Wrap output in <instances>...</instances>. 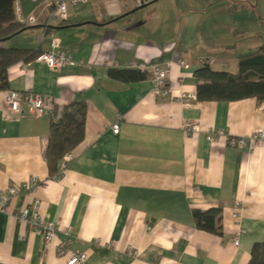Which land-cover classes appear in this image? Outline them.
Instances as JSON below:
<instances>
[{"label":"crops","instance_id":"0c3cea01","mask_svg":"<svg viewBox=\"0 0 264 264\" xmlns=\"http://www.w3.org/2000/svg\"><path fill=\"white\" fill-rule=\"evenodd\" d=\"M49 1L15 0L25 27L1 43L42 52L57 38L75 63L50 68L36 57L7 69V90L39 94L50 111L12 110L0 90V193L31 177L40 183L0 211V264H65L76 250L84 264H246L251 245L264 241V140L249 149L250 134L264 129V99L197 100L193 70L204 60L234 72L238 54L264 46V0H224L234 8L228 20L223 0H88L47 23ZM138 63L168 72L166 97L153 92L150 72L135 81L108 74ZM73 101L86 105L84 135L49 177L51 112ZM185 122L196 130L186 133ZM35 200L58 227L46 248L17 217ZM216 207L221 234L196 228L191 210Z\"/></svg>","mask_w":264,"mask_h":264},{"label":"trees","instance_id":"16d2710c","mask_svg":"<svg viewBox=\"0 0 264 264\" xmlns=\"http://www.w3.org/2000/svg\"><path fill=\"white\" fill-rule=\"evenodd\" d=\"M15 0H0V90L8 89L7 69L16 62H28L38 57V49L2 45L6 37L25 26L17 20ZM236 71L213 68L203 63L193 70L197 100H237L247 97L264 99V46L237 55ZM110 77L121 81H135L145 77V72L130 68H109ZM86 105L73 101L59 112L53 110L49 123L47 145L44 150L48 176L60 175L59 162L64 154L71 153L84 135ZM194 225L211 233L221 234L220 208L201 210L193 208ZM246 264H264V241L251 245Z\"/></svg>","mask_w":264,"mask_h":264},{"label":"built area","instance_id":"2783aa9c","mask_svg":"<svg viewBox=\"0 0 264 264\" xmlns=\"http://www.w3.org/2000/svg\"><path fill=\"white\" fill-rule=\"evenodd\" d=\"M88 0H50L48 2V13H47V23L50 21H62L68 16V5H75L79 3L86 2ZM136 4H140L143 0H134ZM31 21V20H29ZM38 58L45 61V63L50 68H57L62 65H73L75 60L69 53H66L61 49L59 40L53 38L51 40V49L42 51ZM203 63L206 62L201 60ZM211 62V60H209ZM182 65L186 66L183 61L180 62ZM135 68L142 72H150L153 82V92L161 97H166L168 95V87L166 84V79L168 72L164 70L160 65L155 63H138L134 64ZM6 105L12 110H21V104L25 103L28 111L34 116L38 117L46 112L50 111V106L48 101L39 94L32 92H23L17 94L12 90H7L5 93ZM183 130L186 133H190L196 130V125L190 122H185L182 125ZM119 130L118 123H114L111 126V131L117 133ZM207 139L211 140L212 135L208 134ZM250 144L249 149L253 147L256 142H261L264 140V129L259 128L252 132L249 136ZM227 141L231 145L242 147L245 145V138L243 136H228ZM71 158V153L64 154L59 162V172L65 168L67 161ZM39 181L36 177H31L20 184L8 185L4 192L0 193V211L7 209V202L9 199L21 190L32 191L35 187L39 185ZM238 202H235L234 207H237ZM235 217L237 216L236 211L232 213ZM17 217L26 222V224L33 229L36 233H39L42 237L43 247L46 248L53 236L56 234L58 227L50 220H47L39 212V202L37 200L33 201L31 204L25 206L18 214ZM243 230L240 229L235 233L233 237V243H238V234ZM69 244V240H62L57 246V253L64 254L65 249ZM135 252V251H134ZM86 260V253L82 251H74L67 258L65 264H84Z\"/></svg>","mask_w":264,"mask_h":264},{"label":"rangeland","instance_id":"374dc122","mask_svg":"<svg viewBox=\"0 0 264 264\" xmlns=\"http://www.w3.org/2000/svg\"><path fill=\"white\" fill-rule=\"evenodd\" d=\"M223 4H224L223 13H222V16L224 17L223 19L224 20H226V19L228 20V17H230V18L234 17L235 16V15L233 16L234 8H231V7L227 8V7H225L224 0H223ZM224 20H223V22H224Z\"/></svg>","mask_w":264,"mask_h":264},{"label":"water","instance_id":"95a60500","mask_svg":"<svg viewBox=\"0 0 264 264\" xmlns=\"http://www.w3.org/2000/svg\"><path fill=\"white\" fill-rule=\"evenodd\" d=\"M148 3H149V1H145V0H143V1L139 4L138 7H142V6H144V5L148 4ZM21 30H22V29H21ZM21 30H19L18 32H20ZM18 32H15L14 34H16V33H18ZM8 37H10V36H8ZM8 37H6V38H8Z\"/></svg>","mask_w":264,"mask_h":264}]
</instances>
